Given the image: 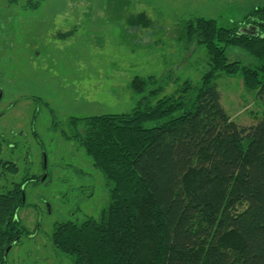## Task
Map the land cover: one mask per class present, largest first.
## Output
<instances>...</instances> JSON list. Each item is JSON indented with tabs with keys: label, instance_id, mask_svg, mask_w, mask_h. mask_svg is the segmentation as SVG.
<instances>
[{
	"label": "trees",
	"instance_id": "1",
	"mask_svg": "<svg viewBox=\"0 0 264 264\" xmlns=\"http://www.w3.org/2000/svg\"><path fill=\"white\" fill-rule=\"evenodd\" d=\"M25 8L39 6L29 0ZM181 29L208 58L196 85L185 80L165 95L168 75L135 76L130 88L140 99L130 112L67 122L68 140L109 192L97 219L53 225L51 245L72 264H264V114L254 125L237 124L216 83L239 76L246 91L264 90V7L231 26L190 17ZM228 46L258 64L228 62ZM6 165L0 161V178L17 171ZM26 182L41 183L25 178L0 194V264L27 235L17 216Z\"/></svg>",
	"mask_w": 264,
	"mask_h": 264
},
{
	"label": "rangeland",
	"instance_id": "2",
	"mask_svg": "<svg viewBox=\"0 0 264 264\" xmlns=\"http://www.w3.org/2000/svg\"><path fill=\"white\" fill-rule=\"evenodd\" d=\"M30 1L39 6L34 13L22 10L27 0H0L5 21L0 25V159L17 166L15 173L3 172L0 194L25 178L45 172L48 178L23 186L25 206L17 216L27 235L6 260L72 264L51 245L53 225L97 219L109 192L83 149L68 140L73 133L68 120L130 112L140 99L130 88L135 76L168 75L172 81L165 95L185 80L196 85L209 69L208 58L202 46L189 44L182 34L183 22L203 17L231 26L264 7V0ZM26 28L37 32V44L26 30L29 37L15 35L10 48L4 32ZM59 33H68L64 42ZM226 56L228 62L258 64L237 47L228 46ZM216 83L234 122L250 126L262 118L264 90L259 95L246 91L239 76L221 75Z\"/></svg>",
	"mask_w": 264,
	"mask_h": 264
},
{
	"label": "flooded vegetation",
	"instance_id": "3",
	"mask_svg": "<svg viewBox=\"0 0 264 264\" xmlns=\"http://www.w3.org/2000/svg\"><path fill=\"white\" fill-rule=\"evenodd\" d=\"M27 1H29V0H27ZM22 10L24 11V13H34L33 11H28L26 8H25V6H22ZM14 20V19H13ZM5 21L1 18V20H0V25L3 27V23H4ZM9 25H10V23H8ZM21 25L23 26V23H21ZM24 27V26H23ZM26 30H30L31 31V34L32 35H30V36H33L32 37V42L34 43V45H36L37 44V42H38V34H37V32H34L32 29H25V30H23V31H19V32H13V31H11V30H8V31H5L4 32V39L5 38H9V47L10 48H13V43H12V41H13V37L15 36V35H22L23 37H24V35H26L27 37L26 38H28L29 37V33H27L26 32ZM60 35H62V36H60ZM64 34H62V33H59L57 36H58V39H60L59 41H61V42H64V40H66V38L63 36ZM6 40V39H5ZM31 43V42H30ZM32 44V43H31ZM2 78V71L0 70V79ZM3 90V88H2V86H0V94L2 93L1 91ZM2 99H3V94H1L0 95V103H1V101H2ZM14 103H16V101L14 102ZM10 106H13V103H11L10 104ZM63 135V134H62ZM45 158V157H44ZM0 161H3V162H6L7 163V165L6 166H8V167H10L11 166V164H14L15 165V167H16V169H17V166H16V164L15 163H10V162H8V161H4V160H1L0 159ZM44 163H45V159H44ZM46 170H45V168H44V172H45ZM42 177H45L46 179H45V181L47 180V178H48V175L46 174V172L44 173V174H42L41 176H39V178H40V182H41V178ZM32 178H34V179H32ZM32 178H30V180L31 181H35V179L36 178H38V177H32ZM44 181V182H45ZM28 182H30V181H28ZM28 182H26L25 184H28ZM41 183H43V182H41ZM40 183V184H41ZM24 184V185H25ZM23 185V186H24ZM23 191V190H22Z\"/></svg>",
	"mask_w": 264,
	"mask_h": 264
},
{
	"label": "water",
	"instance_id": "4",
	"mask_svg": "<svg viewBox=\"0 0 264 264\" xmlns=\"http://www.w3.org/2000/svg\"><path fill=\"white\" fill-rule=\"evenodd\" d=\"M45 179V177H43L42 179H41V181H43ZM16 242V241H15ZM10 248H11V246L10 247H8V249L6 250V252H5V255L7 254V252L10 250Z\"/></svg>",
	"mask_w": 264,
	"mask_h": 264
}]
</instances>
